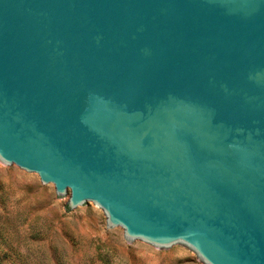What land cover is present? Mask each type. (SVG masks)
Instances as JSON below:
<instances>
[{
    "label": "water",
    "instance_id": "water-1",
    "mask_svg": "<svg viewBox=\"0 0 264 264\" xmlns=\"http://www.w3.org/2000/svg\"><path fill=\"white\" fill-rule=\"evenodd\" d=\"M0 160L134 243L264 264V0H0Z\"/></svg>",
    "mask_w": 264,
    "mask_h": 264
},
{
    "label": "rangeland",
    "instance_id": "rangeland-1",
    "mask_svg": "<svg viewBox=\"0 0 264 264\" xmlns=\"http://www.w3.org/2000/svg\"><path fill=\"white\" fill-rule=\"evenodd\" d=\"M68 197L0 160V264H205L185 244L134 243L97 205L67 209Z\"/></svg>",
    "mask_w": 264,
    "mask_h": 264
}]
</instances>
